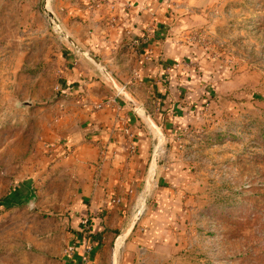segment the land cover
<instances>
[{
  "label": "rangeland",
  "instance_id": "374dc122",
  "mask_svg": "<svg viewBox=\"0 0 264 264\" xmlns=\"http://www.w3.org/2000/svg\"><path fill=\"white\" fill-rule=\"evenodd\" d=\"M0 264H264V0H0Z\"/></svg>",
  "mask_w": 264,
  "mask_h": 264
},
{
  "label": "crops",
  "instance_id": "0c3cea01",
  "mask_svg": "<svg viewBox=\"0 0 264 264\" xmlns=\"http://www.w3.org/2000/svg\"><path fill=\"white\" fill-rule=\"evenodd\" d=\"M137 131H138V132H136L137 138H136V141L135 142H136V145H137V148L138 149H136V150L137 151H140L141 154L135 155V156L131 157V159H135L136 162H141V160L143 158L144 142H145L144 139L145 138H144V134H143V132H142L141 129H137ZM117 139H118V137H117ZM96 142L99 145L97 146V148H94L92 151H93L94 154H95V151H96V155H97V159H95V160H97L96 161L97 162V165L96 166L98 168H101V174L100 173L98 174V176H97L98 177V180L95 181V188H96L95 191L94 192H89L86 195H84V196H86L88 198H89V196H90L91 193H94L95 196L98 195V193H103L104 191H105V193L106 192L107 193H110L111 192V189L106 188V187L113 186L116 181L118 182L120 180V179H118L119 176H117V175L114 174L118 170L117 168L119 167V163L122 162L125 159H129L128 158L129 156L125 157V156L122 155L123 153H119V154H120V156L122 155L124 158L123 157L122 158H120V157L114 158L113 156L106 155V154L105 155H103V154L100 155V151H101L100 150V147L103 146L105 143L102 142V141H100V142L99 141H96ZM119 154H117V156H119ZM114 156H116V154ZM115 165L117 166L116 168H115ZM108 170H109L110 173H113V175L107 176V171ZM102 171H103V175H102ZM104 188H105V190H104ZM85 192H87V190L84 191L83 194H85ZM83 199L84 198H82V200ZM84 200L87 201L88 199L86 198ZM113 202H115V201L113 200ZM95 207H96L95 204H92V206L91 205L90 206H84L82 209H84L87 212L88 209H92V208H95ZM107 207H109V206H107Z\"/></svg>",
  "mask_w": 264,
  "mask_h": 264
},
{
  "label": "trees",
  "instance_id": "16d2710c",
  "mask_svg": "<svg viewBox=\"0 0 264 264\" xmlns=\"http://www.w3.org/2000/svg\"><path fill=\"white\" fill-rule=\"evenodd\" d=\"M80 227L79 235L86 238V241H89L94 245V241L102 234L105 233V228L99 229L101 226L99 214H88L87 216H82L81 220L78 222Z\"/></svg>",
  "mask_w": 264,
  "mask_h": 264
},
{
  "label": "built area",
  "instance_id": "2783aa9c",
  "mask_svg": "<svg viewBox=\"0 0 264 264\" xmlns=\"http://www.w3.org/2000/svg\"><path fill=\"white\" fill-rule=\"evenodd\" d=\"M67 250H72V247H68V249Z\"/></svg>",
  "mask_w": 264,
  "mask_h": 264
},
{
  "label": "bare ground",
  "instance_id": "6f19581e",
  "mask_svg": "<svg viewBox=\"0 0 264 264\" xmlns=\"http://www.w3.org/2000/svg\"><path fill=\"white\" fill-rule=\"evenodd\" d=\"M141 205V204H140ZM140 210V209H139Z\"/></svg>",
  "mask_w": 264,
  "mask_h": 264
}]
</instances>
